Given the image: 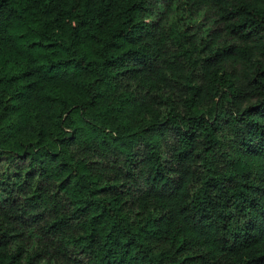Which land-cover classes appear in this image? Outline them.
Here are the masks:
<instances>
[{
    "label": "trees",
    "instance_id": "trees-1",
    "mask_svg": "<svg viewBox=\"0 0 264 264\" xmlns=\"http://www.w3.org/2000/svg\"><path fill=\"white\" fill-rule=\"evenodd\" d=\"M0 264H264V0H0Z\"/></svg>",
    "mask_w": 264,
    "mask_h": 264
}]
</instances>
